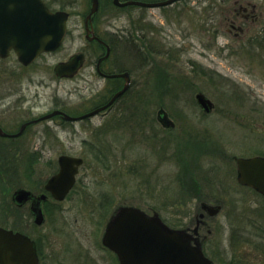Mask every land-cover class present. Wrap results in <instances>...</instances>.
<instances>
[{
	"label": "rangeland",
	"instance_id": "374dc122",
	"mask_svg": "<svg viewBox=\"0 0 264 264\" xmlns=\"http://www.w3.org/2000/svg\"><path fill=\"white\" fill-rule=\"evenodd\" d=\"M45 1L70 14L67 35L58 50L28 66L15 55L0 59V126L8 132L57 106L77 111L108 94L91 65L99 51L84 37L92 0ZM238 5H249L257 18L244 20ZM110 7L99 12L98 33H116L112 69L131 74L119 102L128 107L125 115L79 123L56 118L28 128L18 141L0 140V226L29 214L28 206L11 205L12 192L38 194L57 172V158L68 155L83 160L71 192L43 205L42 225L15 222L41 239V264H105L100 240L119 206L156 212L186 229L199 212L196 200L217 199L221 211L212 221L222 242L232 228L251 229L250 218L264 227L262 201L237 185L235 165L236 158L264 153V0H192L188 10L182 3L145 11V23L136 9L123 18ZM81 52L86 64L79 75L56 78L54 65ZM197 94L213 103L209 114L197 106ZM159 109L172 129L157 122ZM235 264L255 263L248 256Z\"/></svg>",
	"mask_w": 264,
	"mask_h": 264
},
{
	"label": "water",
	"instance_id": "95a60500",
	"mask_svg": "<svg viewBox=\"0 0 264 264\" xmlns=\"http://www.w3.org/2000/svg\"><path fill=\"white\" fill-rule=\"evenodd\" d=\"M178 0H166L154 4L134 3L150 8L171 5ZM117 4V0L113 2ZM125 3L120 6H124ZM119 5V4H117ZM98 0H92L86 19V38L90 31L87 22L97 11ZM68 14L51 12L41 0H0V58L8 57L10 51L16 55L22 66L32 64L41 54L57 50L66 36ZM82 54L73 55L66 62L58 63L53 68L57 78H72L81 67ZM111 78H125L126 83L102 108L86 115L92 116L109 107L128 88L127 73L111 75ZM196 103L204 113L213 109V104L202 94L195 96ZM60 114L64 120L73 118L52 112L37 120L23 124L19 131L11 135L15 138L22 134L25 127L40 120ZM164 128H173V122L164 111L158 116ZM0 136L6 137L0 129ZM81 158L59 156L58 171L44 185V190L57 202L63 201L75 184V176L82 165ZM237 182L250 186L264 196V158H236ZM17 205L30 200L33 222L40 226L45 222L41 203L47 199L45 194L34 197L31 192L17 189L12 196ZM202 210L209 216L216 215L220 207L202 204ZM203 217V214L200 215ZM197 228L190 232L186 229H172L165 225L157 214L146 215L132 206H119L107 221L101 243L116 254L120 264H213L202 253L197 242ZM0 264H37L34 243L18 233L0 228Z\"/></svg>",
	"mask_w": 264,
	"mask_h": 264
},
{
	"label": "flooded vegetation",
	"instance_id": "af4514ba",
	"mask_svg": "<svg viewBox=\"0 0 264 264\" xmlns=\"http://www.w3.org/2000/svg\"><path fill=\"white\" fill-rule=\"evenodd\" d=\"M41 1L47 6V8L49 10L54 12L52 9L49 8V5L46 3L45 0H41ZM163 1H166V0H117V4H119V5H117V4L115 5L113 3L114 0H98L97 11L91 16L90 20L87 22L88 30L90 31L88 37L92 38V40H87V38H86V32L87 31H86L85 24H86V19H87V15H88L89 11L85 15V19L83 22L84 31H85L84 37L89 44H91L97 51H99V52L95 53V55L93 57L94 58L93 63H91V65L92 64L94 65V71H93L94 74L102 80V82H103L102 83L103 84L102 89L107 90V92H108L107 96L104 98L103 101L102 100L94 101L92 103L85 105V107L83 109H79L77 111L67 112V111H65L66 109H64L60 106H57L54 110H51V112H49L47 115L51 114L52 112H59V113L65 114V115L73 118L74 120H64L60 114H57V115H55V116H53L47 120H40V121L36 122L35 124L27 125L25 127L24 131L22 132V134L18 137H15V138H12L10 136L16 134L23 124L37 120L41 117H37L33 120L21 123L19 125L18 129L14 132L5 131L0 126L1 131L4 134L8 135L6 137L0 136V140H7V141H14V142L18 141L22 138V136L25 134V132L28 128H30L34 125H37L43 121H49V120H53L56 118L58 120H61L62 122H66V123H79V122L90 121L91 119L98 117V116L103 117V118H107V116L109 117V116L114 114L113 118H115L117 115H125V111H127L128 107L126 108V105H123L122 103L119 104V102L125 98V96L127 95V93L131 89V86H132L131 74L126 69H118V70L112 69V67H113L112 59H111L112 49H113L112 42L114 39H117L115 37L116 33L108 32V34H111V35H108L107 38H104V36H101L98 33V17H99L98 15H99V12H100L101 8L106 9V8H109L111 6L110 9L112 11H114V12L116 11V14L119 13L123 18H127L129 16L130 10L136 9L139 13L138 21L140 23H145L146 22V21H144L145 20L144 15L146 13L145 11L153 10V9L169 8V7H172L176 4H182V3L184 4L185 8L187 9L188 2H190L192 0H178V1L173 2L171 5H167V6H163V7H156V8H150L147 6L134 4V3L154 4V3L163 2ZM125 3H130V4L120 6L121 4H125ZM186 9H185V11L188 10V9L187 10ZM58 11H60V10H58ZM61 12H63V11H61ZM235 12L238 13V15L241 14L242 18L246 21L249 19L254 20V18H257L255 16V13H254L255 10L249 11V5H246V6L238 5V8ZM67 14H68V19H69L70 14L68 12H67ZM231 28L234 30L236 29L241 34L243 33V29L241 27H235L234 25H232ZM137 39L141 41L142 37H137ZM253 40H255V38H253ZM261 41H262V39H261ZM81 54L83 55V59L81 61V67H80V70H79L77 75H79V73L82 71V69H84L85 64H86V55L82 52H81ZM10 55H14L12 51L9 53L8 57ZM122 73H127L129 75V85H128L127 90L106 109L101 110L92 116L85 117L86 115H88V114L102 108L103 106H105L108 103V101L117 92H119L122 89L123 85L126 83V79L121 78V77H118V78H111L110 77L111 75H117V74H122ZM161 111H164V110L159 109L157 111L156 120L158 123H159L158 116H159V113ZM209 113H204L202 111V114H204V115H207ZM167 116H168V114H167ZM126 119H128V118L125 117L124 120H126ZM120 120L121 119H119V121ZM169 129H172V128H169ZM24 152H26V151H21V154ZM64 156H68V155H64ZM71 157H73V156H71ZM256 157L264 158V153H263V155L260 154V155L246 157V158H244V157H241V158L251 159V158H256ZM75 158H77V157H75ZM79 169H80V167L78 168V172H79ZM78 172H77V175H78ZM236 173H237V170H236ZM76 176H75V180H76ZM236 181H237V177H236ZM75 184H76V181H75ZM237 185L240 188L247 189L248 191H250L254 195V197H258L262 201L261 213L264 214V196L261 193H259L257 190H255L253 187L243 186V185H240L238 182H237ZM17 189L27 190L25 188H17ZM17 189H15L14 191H16ZM14 191L12 192L11 197H10L11 205L15 209L18 208L19 210H22L23 208L28 206L29 214H27L26 216L23 215L22 217L20 216L19 219L14 218L12 220V225L0 226V228L5 229L7 231H11L13 234L18 233L22 236L29 238V240L34 243L35 254L37 257V264H41L42 263L41 262L42 249L40 247L41 239L39 241L37 238L36 239L32 238L30 233H28L25 230V228L22 229L20 224L17 225L15 223V222H18V223H23L25 226H28V227L31 226V220L33 222V215H32L31 209H30L32 201L30 199L22 205H17L12 199ZM27 191L31 192L30 190H27ZM31 194L34 197H37L40 194H45L47 196V199L41 203L42 211H43V205L46 204L49 201V199L53 200L51 198L50 194L44 190V186L38 194H34L32 192H31ZM196 201H197V204L199 205V212L194 216L193 227L192 228H186V230H189L191 232L193 230V228L198 227L197 228V234H196L197 242L201 246V250H202L203 255L208 260H210L213 264H235V263H239L240 260L248 258V256H249L251 258V261H253L255 264H264V227L261 226L262 222L258 221V223H257V218H254V219L250 218L249 224L251 226V229L247 230L246 233H243L239 229L232 228L231 230H229L227 232L228 233L227 239L224 240V242H222L221 237L224 233L217 231L213 226L214 221H212V219L214 217H216L219 214V212L221 211V205L220 204H222L221 203L222 200L219 201L217 199H214L213 201L215 203L214 202H208L207 200H205V201L204 200H200V201L196 200ZM202 204H207L210 206H219L220 210L216 215L209 216L205 212H203L202 207H201ZM8 213H9V216L7 215V218L9 219V218H11L12 214L10 211H8ZM153 214H157V213L153 212ZM201 214H203V217H200ZM43 215L45 218L44 211H43ZM13 217H14V214H13ZM161 221L163 223H165V221H163L162 219H161ZM33 224H34V222H33ZM165 224L167 226H169L167 223H165ZM263 224H264V222H263ZM16 225L18 227H16ZM169 227H172V226H169ZM104 228H105V226H104ZM202 230H204V232H205L204 235L202 234ZM103 232H104V230H103ZM241 233H243V234L241 235ZM102 235H103V233H102ZM101 239H102V236H101ZM100 243H101V240H100ZM101 247L104 249V253L106 254L105 259L103 260L105 264H120L115 253H113L112 251H110L109 249L104 247L102 245V243H101ZM243 253H244V255H243Z\"/></svg>",
	"mask_w": 264,
	"mask_h": 264
}]
</instances>
